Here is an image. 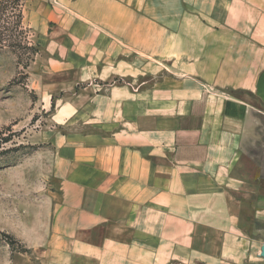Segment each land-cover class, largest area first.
Here are the masks:
<instances>
[{"label":"crops","instance_id":"crops-1","mask_svg":"<svg viewBox=\"0 0 264 264\" xmlns=\"http://www.w3.org/2000/svg\"><path fill=\"white\" fill-rule=\"evenodd\" d=\"M166 3L173 13L145 21L177 27L167 53L181 62L167 69L180 79L166 80L164 97L133 96L145 105L131 123L123 96L103 97L121 124L59 143L50 259L69 245L89 264H264V0ZM142 6L101 0L80 12L100 22L103 50L111 39L140 49Z\"/></svg>","mask_w":264,"mask_h":264},{"label":"rangeland","instance_id":"rangeland-1","mask_svg":"<svg viewBox=\"0 0 264 264\" xmlns=\"http://www.w3.org/2000/svg\"><path fill=\"white\" fill-rule=\"evenodd\" d=\"M142 1L140 49L111 39L113 46L103 50L94 39L100 22L80 9L95 4L99 10L101 0H21L19 25L11 9L0 12V264H38L40 250L41 264H89L84 246L66 245L62 260L44 254L65 188L58 145L121 124L107 117L112 106L103 97L123 96V120L131 123L145 105L133 96L164 97L171 89L166 80L180 79V71L167 69L181 62L171 53L176 48L167 53V28L177 27L145 21L151 10L165 19L175 6ZM47 258L49 263L42 261Z\"/></svg>","mask_w":264,"mask_h":264},{"label":"trees","instance_id":"trees-1","mask_svg":"<svg viewBox=\"0 0 264 264\" xmlns=\"http://www.w3.org/2000/svg\"><path fill=\"white\" fill-rule=\"evenodd\" d=\"M11 9L15 14L18 25L21 22V0H0V12L2 10Z\"/></svg>","mask_w":264,"mask_h":264},{"label":"water","instance_id":"water-1","mask_svg":"<svg viewBox=\"0 0 264 264\" xmlns=\"http://www.w3.org/2000/svg\"><path fill=\"white\" fill-rule=\"evenodd\" d=\"M264 251V247H263V249H262V252Z\"/></svg>","mask_w":264,"mask_h":264}]
</instances>
